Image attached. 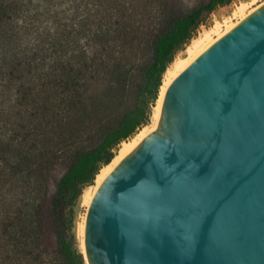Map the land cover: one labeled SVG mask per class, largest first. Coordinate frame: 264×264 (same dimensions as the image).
<instances>
[{"label": "trees", "instance_id": "trees-1", "mask_svg": "<svg viewBox=\"0 0 264 264\" xmlns=\"http://www.w3.org/2000/svg\"><path fill=\"white\" fill-rule=\"evenodd\" d=\"M232 1L183 13L172 0H0V264H86L83 191L150 123L167 68Z\"/></svg>", "mask_w": 264, "mask_h": 264}, {"label": "water", "instance_id": "water-1", "mask_svg": "<svg viewBox=\"0 0 264 264\" xmlns=\"http://www.w3.org/2000/svg\"><path fill=\"white\" fill-rule=\"evenodd\" d=\"M86 264H264V5L169 86L157 129L103 181Z\"/></svg>", "mask_w": 264, "mask_h": 264}, {"label": "bare ground", "instance_id": "bare-ground-1", "mask_svg": "<svg viewBox=\"0 0 264 264\" xmlns=\"http://www.w3.org/2000/svg\"><path fill=\"white\" fill-rule=\"evenodd\" d=\"M263 5L264 3L262 5H259L258 8ZM258 8L250 9V5L241 4L237 7L234 13V15L238 17V20L236 22L230 19L231 22L229 20L224 23H215L212 28L203 32L199 37L191 41L185 51L186 57L176 58L173 61V63L167 68L164 74L162 85L159 90L158 99L153 109L152 124L150 126H145L144 128L140 129L135 136L127 141L122 142L116 156L111 161V163L104 166L96 176L94 185L88 187L83 191L81 199L87 207H89L98 188L109 176V174L121 163V161H123L129 154H131L148 135H150L157 129L161 116L163 100L172 82L211 45H213L216 41H218L229 31L235 28L241 21L246 19ZM84 229L85 219L79 227L80 249H83Z\"/></svg>", "mask_w": 264, "mask_h": 264}, {"label": "rangeland", "instance_id": "rangeland-1", "mask_svg": "<svg viewBox=\"0 0 264 264\" xmlns=\"http://www.w3.org/2000/svg\"><path fill=\"white\" fill-rule=\"evenodd\" d=\"M206 1L207 0H172L175 8L179 9L183 13L191 11L193 8L199 6L200 4H202ZM263 3H264V0H233L231 3H229L227 5L217 7L210 15H208V17L205 19L204 23L202 25H200V27L198 28V30L196 32L194 39L199 37L203 32L212 28L213 25L217 22L224 23L226 21H229L230 19L232 21L236 22L238 20V17H236L234 15V13H235L237 7L240 6L241 4L250 5V9H253V8H258V6L262 5ZM231 20H230V22H231ZM189 44L187 46H189ZM187 46L176 55L175 59L186 57L185 51L187 49ZM141 80H142L141 77H139V80L137 81L135 86H133L131 89V95L129 96L130 97V99H129L130 104H132L136 100V96L139 94V92L142 89ZM162 80H163V78H162ZM153 109H152V114H153ZM151 124H152V117H151L150 123L147 126H150ZM119 148H120V145H119L117 150H119ZM117 150L115 152H117ZM93 185H94V183H93ZM93 185H90V186H93ZM90 186H88V187H90ZM88 187H86L85 189H87ZM87 209H88V207L83 203L82 199L80 198L78 206L76 208V220H75V234H76V239H77L79 248H80L79 227H80V224L85 219Z\"/></svg>", "mask_w": 264, "mask_h": 264}]
</instances>
